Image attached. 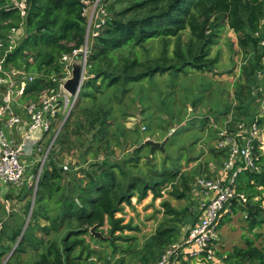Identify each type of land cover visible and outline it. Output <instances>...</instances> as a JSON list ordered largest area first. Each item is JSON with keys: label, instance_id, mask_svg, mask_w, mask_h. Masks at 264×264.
<instances>
[{"label": "trees", "instance_id": "trees-1", "mask_svg": "<svg viewBox=\"0 0 264 264\" xmlns=\"http://www.w3.org/2000/svg\"><path fill=\"white\" fill-rule=\"evenodd\" d=\"M16 1L0 0V62L3 68L0 76L7 78L8 73H17L13 86L0 84V105L4 94L9 89H19L23 82L25 85L19 102L39 100L45 88L55 86L52 77L63 72L64 55L88 44V56L79 98L48 153L37 185L30 222L15 250L26 251L23 247L26 243L32 246L33 264H111L119 250L123 253L137 250L132 244L124 248L120 243L123 241L126 245L135 238L127 237L125 232L135 230L136 226L132 221L126 222L124 216H118L126 205H132L133 198L141 201L149 193L154 199L162 197L165 184L180 180L184 190L177 196L184 198L191 195L193 207L197 177L191 187L187 175L179 170L181 160L187 157L189 151L188 154L182 153L172 168L168 166L169 156L164 157L158 166L155 150L141 142V135L135 133V148L131 154L115 158L113 149H104L106 145H101L96 148L99 151L97 155L104 154L101 160L71 172L65 171L64 166L58 163L60 153L56 154L54 146L60 142V136H68L70 125L78 140L88 132L87 128L95 130V140H103L116 119L112 104L120 101L135 83L152 82L157 75L168 73L175 86V79L191 69L207 70L210 47L216 42L215 38L226 20L239 32L240 44L250 51L251 59L247 72L250 77L248 91L245 94L242 86L236 90L239 99L237 112L229 114L228 119L234 123L243 118L248 121L257 119L264 125L260 111L250 114L247 100L252 94L250 83L251 79L255 82L254 73L264 72V0H99L106 15L91 41L86 38V8L96 0ZM214 15L220 17L211 21ZM188 28L202 42L200 49H190L189 59H184L179 49L171 56L170 39L180 36ZM19 29L24 30V35L16 40L13 33ZM156 41L160 42L161 49L158 55L151 56ZM126 48L129 49L128 54L123 53ZM138 48L145 51L146 57H141ZM237 85H241L240 82ZM88 102L89 105L86 104ZM229 110L228 107L225 111ZM81 115L85 121L80 119ZM63 117L65 114L60 112L57 119ZM213 128L216 140L221 127ZM122 134V127H117L114 137L119 138ZM51 141V135L45 138L46 144ZM198 141L192 143L193 147ZM181 144L188 145L189 142ZM212 149L215 162L220 165L227 153L216 147ZM141 165L149 167L144 169ZM237 184L239 192L248 193L247 202L241 204L235 199L231 208L234 211L239 208L246 213L248 230L253 235H244L243 245L218 253L220 257L216 256L215 263L207 261L206 264H264V247L256 242L260 237L256 230L264 225L261 214L264 211V155L260 171L244 170ZM33 189L22 187L24 192L21 196L33 192ZM6 197H12L11 193ZM2 202L0 207L4 206ZM163 205L167 213L179 215L180 212L170 202L164 201ZM192 212L193 219H184L183 225H194L198 221L193 209ZM41 221L46 223L41 224ZM93 227L103 237H96L91 231ZM181 230L179 225L166 224L158 228L147 243L151 250L142 257L143 260L146 263L152 259L159 260L165 249L179 240ZM20 234L17 228L1 231L2 252L5 253L9 247L2 242L5 239L16 242ZM93 243L100 246L107 243L111 251L95 248ZM180 264H193V261L183 259Z\"/></svg>", "mask_w": 264, "mask_h": 264}, {"label": "rangeland", "instance_id": "rangeland-1", "mask_svg": "<svg viewBox=\"0 0 264 264\" xmlns=\"http://www.w3.org/2000/svg\"><path fill=\"white\" fill-rule=\"evenodd\" d=\"M16 3L18 4L17 1ZM19 5L24 6L23 3H19ZM99 9V0L88 4L86 8L88 19L86 38L88 41H91L92 35L99 27L97 22L100 19ZM217 17L220 16L214 15L211 21L217 19ZM227 21H223L225 25L221 28L219 36L215 38L216 42L210 47L208 55L210 65L207 70L191 69L187 74L175 79L177 82L175 86L168 73L157 75L152 82L146 81L133 84V88L120 101L116 100L112 104L116 119L110 126L109 134L103 140H95L93 137L95 130L88 128L86 129L88 132L78 140L77 133L71 130L70 125L68 136H60V142L54 146L56 154L60 153V158L57 156V159L59 158L58 163L62 166H68V170H64L77 171L81 167H88L90 163L101 160L104 154L97 155L99 151L96 149L101 145H106L104 149H107V147L113 149L115 158L129 155L135 148L133 135L138 133L141 135V142H145L147 139L158 142L165 141L164 149H155L158 166L161 165L164 157L169 156L168 166L172 168L176 159L182 153L186 154L187 152L188 154L189 151L187 157L181 160L179 170L180 173L187 175L191 187L195 177L208 174L211 165L217 164L212 149L215 147V129L213 126L223 127L229 118V114L234 115L237 112L236 107L239 99L236 90H239L242 86L243 92L246 94L248 91L247 85L250 81V77L247 76L249 61L251 60L250 51L240 44L239 32L229 26ZM13 35L18 40L24 35V30L19 29ZM201 45L202 42L194 37L188 28L181 32L180 36L170 39V54L173 56L174 51L179 49L183 54V58L189 59L190 49L199 50ZM138 49L141 57H146L145 51ZM160 49V42L156 41L151 56L158 55ZM128 51L129 49L126 48L123 53L128 54ZM263 62L264 60H262ZM82 65L83 62L80 63V68ZM16 75V72L8 73L3 84L9 83L13 86L16 83ZM254 79L255 82L251 79L250 83L252 94L247 97L251 107L250 114L256 113L257 110L264 117V72H255ZM238 82L241 85H237ZM258 96L259 98H257ZM20 97V89L12 90V100L15 98L16 101H19ZM24 104V102H19L15 107H22ZM86 104L89 105L90 102ZM63 106L66 108L65 105ZM73 106L70 103V106L66 109L63 108L61 113L65 114V117L54 121L49 133L52 140L56 134L59 135L63 124L69 120L70 114L66 120L65 118ZM228 107L230 110L226 112L225 110ZM80 119L85 121L82 115ZM191 121H194V123ZM214 122L215 124H213ZM119 126L122 127L124 134L119 138H115L114 132ZM195 140H200V142H195L196 145L193 147L192 143ZM185 141H188L189 144H181ZM50 143H45V146L48 148ZM183 147L187 149H183ZM43 155L44 153H41L33 157L31 160L33 167L38 165L37 168H43L46 161L45 159L41 164ZM188 157L189 159H187ZM141 166L144 169L149 167ZM178 178L180 179V177ZM183 190L184 187L181 181L176 180L172 184H165L162 197L154 199L153 194L149 193L141 201L133 198L132 205L124 207V211L119 213L118 216H124L126 222L132 221L136 229L125 232L128 235L127 237H135L134 239L126 242V245L123 241H120V243L124 248L127 247V244H132L137 250L125 253L119 250L111 264H157L158 259H152L146 263L142 258L151 250L147 247V243L152 235L156 233L158 228L166 224L183 227L182 221L184 219H193L191 195L184 198L177 196ZM23 192L21 189L11 192L12 197L5 198L2 202L4 206L0 207V232L14 230L15 228L21 232L16 242H8L7 239L2 242V244H7L9 247L5 253L0 248V264H33L34 250L32 246L26 243L23 246L26 251L15 250L19 246L22 232L30 222L29 213L34 199V189L33 192L26 193V196H21ZM194 196L195 199L198 197ZM246 196L248 197V193H246ZM164 201L170 202L172 207L180 212L179 215L167 213L163 205ZM261 214L264 216V211ZM45 223V221H41V224ZM248 227L249 221L246 213L242 209L238 208L237 211H234L231 207H228L222 213L218 228L219 241L217 242L216 256L219 258L218 253H225L236 246L243 245L244 235H253L249 232ZM256 231L260 233V237L256 239V242L264 247V225ZM105 233L107 234V227H105ZM93 246L102 251H111V247L107 243L103 246L93 243ZM193 264H206V262L194 261Z\"/></svg>", "mask_w": 264, "mask_h": 264}, {"label": "built area", "instance_id": "built-area-1", "mask_svg": "<svg viewBox=\"0 0 264 264\" xmlns=\"http://www.w3.org/2000/svg\"><path fill=\"white\" fill-rule=\"evenodd\" d=\"M98 13L100 26L105 20L106 11L100 6ZM87 56L88 44L64 55L63 72L52 77L55 86L45 88L37 101L15 107L19 101L15 98L12 100V90L4 94L0 105L2 201L7 198V194L24 186L34 187V191L37 188L42 168H37L36 165L33 167L31 160L41 153H44L41 164L47 158L50 145L48 148L45 146V138L49 135L54 121L63 108L66 109L70 103L73 106L79 98L81 88L75 94L65 88V83L72 76L73 62L81 57L85 68ZM2 70L0 62V72ZM3 81L4 77H0V84ZM24 85L25 82L19 88L21 94ZM215 147L225 151L227 157L220 165H211L210 175H200L195 179L194 193L198 197L192 209L198 221L194 225L182 227L179 240L165 249L157 264H177L183 259L200 263L215 262L222 213L233 205L235 199L241 204L247 202L246 194L238 191V178L246 169L260 171L261 157L264 155V125L257 119L248 121L243 118L235 123L227 119L218 132ZM64 169H68V166L64 165Z\"/></svg>", "mask_w": 264, "mask_h": 264}, {"label": "water", "instance_id": "water-1", "mask_svg": "<svg viewBox=\"0 0 264 264\" xmlns=\"http://www.w3.org/2000/svg\"><path fill=\"white\" fill-rule=\"evenodd\" d=\"M80 63H82V58L81 57H78L77 59H75V61L73 62V65H72V76L65 83V88L71 94H75L77 92L78 88L82 87V83H83V79H84V75H85V68H84L83 65L80 68ZM71 110L67 113V116H66L65 120L67 119V117L71 113ZM57 135L58 134H56L55 137L53 138V140L51 141L50 148L47 151V154L49 153V151H50V149H51V147H52ZM145 143L150 145L152 151L155 150L156 148L164 149V145H165V141L164 142H158V141H154L153 139H147L145 141ZM36 192H37V188L34 191V199H33V203H32L31 209H30L29 218L31 217V214H32V211H33ZM25 230H26V228L24 229L22 234L25 232ZM91 231L95 234L96 237H98V238L99 237H103L102 233L99 232V231H96L95 227H93L91 229Z\"/></svg>", "mask_w": 264, "mask_h": 264}]
</instances>
